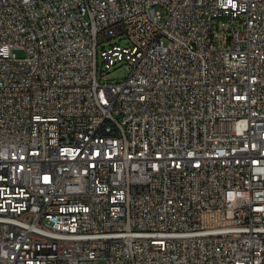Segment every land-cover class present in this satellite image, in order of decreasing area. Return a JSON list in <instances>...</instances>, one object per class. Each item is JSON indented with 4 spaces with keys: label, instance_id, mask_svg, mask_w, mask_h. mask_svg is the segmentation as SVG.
Returning a JSON list of instances; mask_svg holds the SVG:
<instances>
[{
    "label": "built area",
    "instance_id": "built-area-1",
    "mask_svg": "<svg viewBox=\"0 0 264 264\" xmlns=\"http://www.w3.org/2000/svg\"><path fill=\"white\" fill-rule=\"evenodd\" d=\"M99 258L264 264V0H0V264Z\"/></svg>",
    "mask_w": 264,
    "mask_h": 264
},
{
    "label": "rangeland",
    "instance_id": "rangeland-1",
    "mask_svg": "<svg viewBox=\"0 0 264 264\" xmlns=\"http://www.w3.org/2000/svg\"><path fill=\"white\" fill-rule=\"evenodd\" d=\"M17 54H20V50H15ZM127 75V69L124 64L117 63L109 68L107 77L112 80H121ZM95 264H106L105 261L101 258L96 259Z\"/></svg>",
    "mask_w": 264,
    "mask_h": 264
}]
</instances>
